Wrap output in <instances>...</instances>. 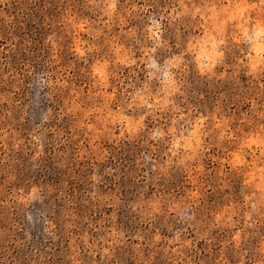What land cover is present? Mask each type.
<instances>
[{
	"label": "rangeland",
	"instance_id": "obj_1",
	"mask_svg": "<svg viewBox=\"0 0 264 264\" xmlns=\"http://www.w3.org/2000/svg\"><path fill=\"white\" fill-rule=\"evenodd\" d=\"M0 264H264V0H0Z\"/></svg>",
	"mask_w": 264,
	"mask_h": 264
}]
</instances>
